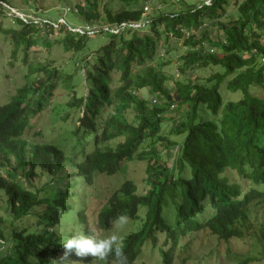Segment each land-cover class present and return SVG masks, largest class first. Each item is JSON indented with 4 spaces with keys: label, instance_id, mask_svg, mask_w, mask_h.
I'll return each mask as SVG.
<instances>
[{
    "label": "trees",
    "instance_id": "16d2710c",
    "mask_svg": "<svg viewBox=\"0 0 264 264\" xmlns=\"http://www.w3.org/2000/svg\"><path fill=\"white\" fill-rule=\"evenodd\" d=\"M118 1L122 6L116 12L108 7L101 11L96 0L76 5L89 30L107 26L91 33L106 40L100 47H89L87 30L62 25L56 31L52 22L40 27L16 17L23 29L7 30L15 43L9 65H16L22 49L21 67L36 79L0 105V209L7 214L0 216V264H62L64 258L89 264L88 256L66 254L59 241L75 230L63 228L73 223L87 234L86 205L97 177L116 175L136 159L146 165L147 191L139 194L134 181H125L101 207L97 232L108 230L119 215L135 222L136 231L121 241L122 260L110 254L96 264H136L148 244L158 246L161 234L166 237L160 247L162 264H175L181 238L188 235L207 231L220 240L237 241L258 236V231L251 233L255 220L262 224L264 238V214L254 211L264 209V0H184L190 7L175 12L166 10L175 0ZM151 4L152 13H146ZM42 31L64 34L65 52L94 51L75 63L77 71L85 72L88 92L79 97L72 89L73 101L62 112L63 121L74 124L70 139L75 143L69 150L28 136L61 73L50 62H28L27 51L43 39ZM170 38L187 47L178 66L183 80L162 70L171 60L160 62V42ZM43 41L52 46L51 39ZM210 66L221 70L205 83L191 79L196 70ZM117 71L119 84L113 88L110 77ZM223 86L241 97L226 101ZM141 90L157 100L145 99ZM171 109L182 114L164 136L162 125ZM171 135L182 136V142ZM215 141L224 144L229 166L210 165L191 154L194 144L207 148ZM176 146L173 167L163 154ZM244 182L250 183L246 190ZM78 184L82 193L86 189L83 198ZM172 204L180 219L173 227L163 215ZM30 217H36L33 228L25 223ZM255 257L240 264L259 261Z\"/></svg>",
    "mask_w": 264,
    "mask_h": 264
},
{
    "label": "rangeland",
    "instance_id": "374dc122",
    "mask_svg": "<svg viewBox=\"0 0 264 264\" xmlns=\"http://www.w3.org/2000/svg\"><path fill=\"white\" fill-rule=\"evenodd\" d=\"M86 0H5V3L0 1V105L8 103L10 99L19 93V90L35 82V76L27 77V70L21 67L23 65L22 57L24 51L19 49L17 51L19 59L16 61V65H9L13 60V54L15 49V43L11 35L7 34V30H18L23 29L22 26L16 23L17 18H22L24 20H31L41 27V22H52L55 30L57 31L62 25L67 28H72L71 30L75 32H83L87 30L90 34L89 37V47H100L106 40L102 37H97L99 35H92V31H97L99 28L107 26L99 25L94 28H89L84 26L80 21L84 20L76 12L77 3L84 4ZM94 2L95 0H90ZM98 6L102 11L104 7H108L113 12L119 10L122 4L118 0H96ZM199 2L200 0H193ZM208 2L209 0H202ZM241 1V0H240ZM159 6V5H158ZM188 6L184 0H175L171 2L170 5L166 6L168 12H175L176 10L188 9ZM149 9L146 13L151 14L153 10V4L149 5ZM233 6H230L232 9ZM77 15H75L74 13ZM18 22V21H17ZM6 31V33H5ZM43 39L38 40L36 44H32L28 49V62H32L36 59L37 62L47 61L60 68L61 73L58 78V87L53 91V95L48 97L47 102L44 105V109L40 115L32 119V129L29 130L28 136L34 137V141L41 143H52L59 145L64 150H69L75 143L74 139H70L71 130L74 129V124L69 119L68 121H63L62 112L66 109L67 102L73 101L72 89H75L77 96H83L88 92V88L85 86L84 70H76L77 59H84L85 56L91 55L94 51L85 49L80 53L65 52L61 40L64 34H48L47 31H42ZM214 34V33H213ZM95 36V37H94ZM93 37V38H92ZM49 38L52 40V46H46L44 39ZM25 43V42H24ZM213 48V47H212ZM98 49V48H96ZM169 49V53H168ZM210 49V48H209ZM187 47L183 45V41L177 38L162 39L160 42V49L158 54H161V61L171 60V64L162 67L163 72L168 77H173L174 79H182L178 76V66L182 62V55L186 52ZM46 58V59H45ZM264 63V59L261 60ZM81 63V62H80ZM64 66V67H62ZM221 69L219 67H207L204 69L196 70L191 74V79L193 81H199L205 83V81L216 72ZM114 83L112 82L113 88L118 86L120 72L112 73ZM173 83V82H172ZM221 93L226 101L238 100L241 97V93H229L225 86L221 89ZM145 99L155 100L156 98L149 94L147 90H141L138 92ZM30 95L29 98H32ZM157 100V99H156ZM183 112V111H182ZM170 115L168 119L162 125V135L169 136L170 126L174 121H177L181 114L178 116V112L174 109L169 111ZM209 119L213 116L208 113ZM129 118H133V115H129ZM37 133V135H34ZM170 138L177 142H182L183 137L178 135H171ZM157 148L161 149V145L158 144ZM180 146H176L172 153L168 154L164 152L163 156L165 160L174 167V160L177 156V152ZM191 154L202 158L206 163L214 166H229L231 163L230 155L228 154L224 144L222 142L215 141L214 146L202 148L198 143L194 144ZM146 165L140 160L136 159L132 162H127L122 167L121 171L116 175L108 176L101 175L96 179V186L90 190L91 201L88 199L87 203V222L88 225L93 228L97 235L104 236L106 233L97 232V215L105 203V200L109 198L113 192L119 189L125 181H134L138 188L139 194H144L148 185L146 183ZM177 173V170L174 169ZM230 172H232L230 170ZM229 171L226 175L232 180L236 178L233 173ZM179 174V173H178ZM246 190L249 186V182H244ZM40 185V183H39ZM78 195L83 198L84 193H82L83 185L78 184ZM264 190V189H263ZM82 193V194H81ZM88 198V197H86ZM256 207V206H255ZM175 205H170L164 210V217L173 227L180 222V219L176 216ZM259 210V214L263 216L264 209L262 207L254 208ZM144 210H142V216H144ZM0 216L7 218L6 210L0 209ZM253 215L251 214V217ZM261 220V219H260ZM26 225L30 228L36 224V217H30L25 221ZM6 225L10 227V221L7 220ZM112 226V225H111ZM110 231L118 233L122 236V239L129 235L132 231H136L137 225L132 220H126L123 225H114L111 227ZM65 231H80L81 228H77L73 223H68V225L63 228ZM258 231V236L243 238L240 240H232L226 242L220 240L217 237L211 236L207 231L197 233L190 237L188 235L186 238L183 237L182 246L183 248L177 252L175 264H240L245 258L256 256L259 259L257 262H251L248 264H264L262 258L264 257V238L261 237V232H263L262 224L257 221H253L251 225V233ZM65 233V232H64ZM166 237L164 234L159 235L158 246H153L148 244L143 253L139 256L136 264H162V257L160 247L164 246V241ZM90 258L89 264H96L98 261L92 256ZM63 259L62 264H84L80 260Z\"/></svg>",
    "mask_w": 264,
    "mask_h": 264
},
{
    "label": "clouds",
    "instance_id": "9594fccd",
    "mask_svg": "<svg viewBox=\"0 0 264 264\" xmlns=\"http://www.w3.org/2000/svg\"><path fill=\"white\" fill-rule=\"evenodd\" d=\"M126 219V216L119 215L111 221V224L112 226L123 225ZM82 229L72 232L71 235L67 234L59 241L66 250V254L71 251L77 257L92 256L98 260H104L111 254L118 260H122V236L110 231L111 228L105 230L104 236L97 235L95 230L88 226L87 234Z\"/></svg>",
    "mask_w": 264,
    "mask_h": 264
}]
</instances>
